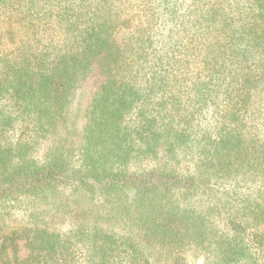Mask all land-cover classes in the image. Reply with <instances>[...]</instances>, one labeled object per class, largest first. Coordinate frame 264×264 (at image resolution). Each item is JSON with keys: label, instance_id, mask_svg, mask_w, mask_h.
Listing matches in <instances>:
<instances>
[{"label": "trees", "instance_id": "1", "mask_svg": "<svg viewBox=\"0 0 264 264\" xmlns=\"http://www.w3.org/2000/svg\"><path fill=\"white\" fill-rule=\"evenodd\" d=\"M0 264H264V0H0Z\"/></svg>", "mask_w": 264, "mask_h": 264}, {"label": "rangeland", "instance_id": "2", "mask_svg": "<svg viewBox=\"0 0 264 264\" xmlns=\"http://www.w3.org/2000/svg\"><path fill=\"white\" fill-rule=\"evenodd\" d=\"M101 80V74L96 69L90 74H88L86 78L81 81V84L78 85V89L75 90L72 98V103H80L81 106L85 105L89 101L90 97L93 95ZM17 216L18 215L16 214V217ZM18 247L19 251L17 252V254L21 257L24 256L26 254V248L21 245V242L18 243Z\"/></svg>", "mask_w": 264, "mask_h": 264}]
</instances>
